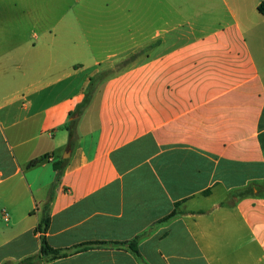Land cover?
<instances>
[{
	"label": "crops",
	"instance_id": "crops-1",
	"mask_svg": "<svg viewBox=\"0 0 264 264\" xmlns=\"http://www.w3.org/2000/svg\"><path fill=\"white\" fill-rule=\"evenodd\" d=\"M26 1L0 0V264H264L263 0Z\"/></svg>",
	"mask_w": 264,
	"mask_h": 264
},
{
	"label": "rangeland",
	"instance_id": "rangeland-1",
	"mask_svg": "<svg viewBox=\"0 0 264 264\" xmlns=\"http://www.w3.org/2000/svg\"><path fill=\"white\" fill-rule=\"evenodd\" d=\"M72 1L73 0H64V6L66 7V9H67L68 5L72 4ZM32 2H33V4L35 3L34 0L26 1V3H28V4H30ZM48 4H49L48 5V14H50V16H52L54 14H57V12H60V10H58V11L56 10V4H55V2L53 0H48ZM80 8H81L82 15L84 17L85 16L87 17L89 6L81 5ZM115 9L116 8L114 7V9L111 10L109 13L110 14H117V12L114 11ZM133 21H135V20H133ZM134 39H132V38H129V39L128 38H126V39L119 38L118 39L119 40L118 44L113 42V44L111 45V48L113 50H115L117 47H119V46L121 47L122 46L123 48L131 49L136 44ZM137 56H138L137 53H132V55L129 56L128 60L122 61V62L117 63L116 65H114L112 67H108V68L102 70V72L97 77V80H96L97 82H96L95 88L92 89L93 92L99 90L100 83H102V81L106 77H108V76H110V75H112L114 73H117L118 71L124 69L128 64H130L133 60H135ZM40 262H41L40 260L37 261V264H39Z\"/></svg>",
	"mask_w": 264,
	"mask_h": 264
},
{
	"label": "trees",
	"instance_id": "trees-1",
	"mask_svg": "<svg viewBox=\"0 0 264 264\" xmlns=\"http://www.w3.org/2000/svg\"><path fill=\"white\" fill-rule=\"evenodd\" d=\"M259 12L264 16V0L260 3L258 7ZM71 130V128H70ZM73 139V132L70 131V140ZM41 160H34L30 163V167H33L37 165ZM244 195V194H243ZM49 224V219H46L42 222V224L37 228L36 232H41L45 233L47 231V227ZM41 243H42V248H41V259H56L62 256L61 250L58 249H53L49 246L47 239L45 236H41ZM44 257V258H43ZM37 261H39L36 257H29L23 261H21L19 264H37ZM9 264V263H5Z\"/></svg>",
	"mask_w": 264,
	"mask_h": 264
}]
</instances>
